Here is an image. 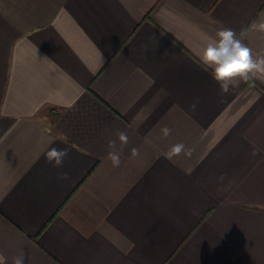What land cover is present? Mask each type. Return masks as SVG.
<instances>
[{
	"label": "crops",
	"instance_id": "0c3cea01",
	"mask_svg": "<svg viewBox=\"0 0 264 264\" xmlns=\"http://www.w3.org/2000/svg\"><path fill=\"white\" fill-rule=\"evenodd\" d=\"M261 25L264 0H0L4 264H264V80L223 95L199 56L222 27L264 52Z\"/></svg>",
	"mask_w": 264,
	"mask_h": 264
},
{
	"label": "clouds",
	"instance_id": "9594fccd",
	"mask_svg": "<svg viewBox=\"0 0 264 264\" xmlns=\"http://www.w3.org/2000/svg\"><path fill=\"white\" fill-rule=\"evenodd\" d=\"M260 27L264 29V25ZM199 56L202 63L211 69V75L219 85V90L223 95L238 87L242 81L249 79L264 80V52L254 53L253 49L238 38L237 33L231 28L222 27L216 31L214 36H206ZM198 103L199 98H196L190 105L191 108L194 110ZM171 132L172 130L167 126L161 128L163 137H168ZM114 137L107 141V158L111 165L117 168L122 163L123 149L129 143V136L127 131L117 130ZM49 143L54 144V141ZM185 151V145L178 143L173 145L165 155L169 160H172ZM44 155L46 161L53 167L61 168L69 156V151L67 148L50 146ZM139 155V149L133 148L131 150L132 158ZM59 178L67 180L69 175L65 172ZM220 179L223 180L224 177L221 176ZM0 264H4L2 256H0ZM12 264H24L23 255L13 258Z\"/></svg>",
	"mask_w": 264,
	"mask_h": 264
}]
</instances>
